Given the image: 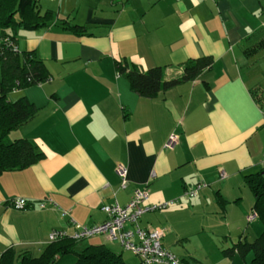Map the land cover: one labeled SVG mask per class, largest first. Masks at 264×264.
<instances>
[{
  "label": "crops",
  "instance_id": "crops-1",
  "mask_svg": "<svg viewBox=\"0 0 264 264\" xmlns=\"http://www.w3.org/2000/svg\"><path fill=\"white\" fill-rule=\"evenodd\" d=\"M95 1L38 0L42 13H52L49 27L17 31L19 53L35 52L50 79L7 95L39 109L8 138L28 140L41 158L0 174V257L12 250L16 263L23 255L38 259L52 232L70 238L100 225L102 206H126L145 189L144 205L178 201L144 214L139 226L163 231V247L184 264H250V253L224 251L264 231L258 218L247 221L254 197L245 181L262 169L264 59L250 75L242 53L243 40L264 29V0ZM203 56L213 58L210 70L154 98L138 96L116 70L117 62L161 67L170 81ZM256 88L261 101L252 96ZM119 165L127 168L124 187ZM201 185L195 197H183ZM17 199H51L56 207L19 210L11 204ZM115 244L99 235L78 248L113 251Z\"/></svg>",
  "mask_w": 264,
  "mask_h": 264
},
{
  "label": "trees",
  "instance_id": "trees-1",
  "mask_svg": "<svg viewBox=\"0 0 264 264\" xmlns=\"http://www.w3.org/2000/svg\"><path fill=\"white\" fill-rule=\"evenodd\" d=\"M52 19L51 12L42 13L39 10L38 0H0V174L25 169L41 158V154L28 140L8 138L11 131L32 120L39 109L26 98L9 101L7 95L12 91L41 85L50 79L45 64L35 52L19 53L16 34L18 30L32 31L49 27ZM61 26L79 36L87 34L88 28L85 26L68 21ZM242 53L250 75L260 73L258 62L264 59V29L243 40ZM212 66L213 58L210 56L190 59L183 65L181 76L170 81L163 80L161 67L143 71L138 66L130 67L117 62L116 70L127 79L131 90L138 96L154 98L161 91L194 81ZM258 91L261 89L256 88L251 93L256 101H261L262 96ZM245 181L254 197L253 211L264 225V167L257 173L246 176ZM81 242L71 237L64 238L51 243L38 259L23 255L17 263L14 251L7 250L0 257V264H127L121 255L103 245H89L78 252L77 247ZM234 251L240 255L250 253V264H264V231L253 243L239 241L224 253L230 255Z\"/></svg>",
  "mask_w": 264,
  "mask_h": 264
},
{
  "label": "built area",
  "instance_id": "built-area-1",
  "mask_svg": "<svg viewBox=\"0 0 264 264\" xmlns=\"http://www.w3.org/2000/svg\"><path fill=\"white\" fill-rule=\"evenodd\" d=\"M175 137H172L166 147L170 148ZM261 165L264 167V156ZM116 173L121 179V186L127 183V168L119 165ZM225 174L220 173V179H224ZM201 186L185 191L183 197L190 199L195 197ZM148 199L145 189L136 190L134 196L126 206H120L117 202L102 206L101 210L106 214L107 219L104 223L93 227L78 228L71 237L75 241H84L94 236L103 235L112 243H118L124 250L132 252L139 260L140 264H184L181 259L163 247L164 232L156 229H143L139 226L141 217L149 212L166 209L169 205L178 201L163 203L159 205H144ZM12 206L19 210L32 208L34 205L39 209L48 206L56 207L51 199L34 204L29 200L17 199L11 202ZM257 218L253 211L247 221L251 222ZM67 235L62 231H54L49 236V242L53 243L66 238Z\"/></svg>",
  "mask_w": 264,
  "mask_h": 264
},
{
  "label": "rangeland",
  "instance_id": "rangeland-1",
  "mask_svg": "<svg viewBox=\"0 0 264 264\" xmlns=\"http://www.w3.org/2000/svg\"><path fill=\"white\" fill-rule=\"evenodd\" d=\"M95 1V0H94ZM97 1H95L96 3ZM20 52L23 51V50H19ZM160 211V210H159ZM256 224H260V226H262L261 222L259 220L256 221ZM262 231V230H261ZM261 231L259 232V234L261 233ZM120 245L115 244L113 247H111L113 249V252H115L116 254H119L121 255L122 259L127 263V264H139V260L138 258L130 251H127V250H124V249H121L119 247ZM83 246H79V248L77 247V251L78 252H81L82 251V248ZM115 250V251H114Z\"/></svg>",
  "mask_w": 264,
  "mask_h": 264
}]
</instances>
